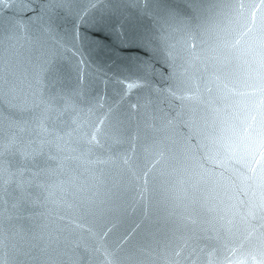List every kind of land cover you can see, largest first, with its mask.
<instances>
[{
  "label": "water",
  "instance_id": "95a60500",
  "mask_svg": "<svg viewBox=\"0 0 264 264\" xmlns=\"http://www.w3.org/2000/svg\"><path fill=\"white\" fill-rule=\"evenodd\" d=\"M5 2L9 6H0V21L10 20L15 26L0 28V152L13 135L18 140L0 162L11 161L15 171L24 163L19 150L38 139L31 129L40 110L22 109L34 98L41 60L54 56L64 91L81 89L83 95L75 98V110L67 109L56 121L67 143L62 142L63 151L50 146L57 160L41 159V167L51 170L29 187L28 201L13 207L19 193L0 194V260L102 264L106 249L115 253L118 264H205L209 253L217 264H229L258 248L264 231L259 221L229 230L219 216L233 203L231 185L210 182L196 164L209 147L222 154H243L245 144L231 134L228 117L222 114L225 123L218 124V139L210 145L198 134L206 115L202 106L195 114L185 109L177 118L181 108L167 92L184 76L198 79L203 90V80L213 73L210 49L217 33L235 38L241 30L235 16L220 7L231 0H92L96 7L83 19L80 13L90 0H72L71 11L49 10L48 5L58 0ZM243 2L258 5L260 0ZM22 3L32 10H24ZM245 11L250 24L251 13L256 15L252 33L256 35L264 11ZM49 24L50 32L44 30ZM189 33L196 36L194 50L181 43ZM125 78L138 79L143 87L125 93L120 83ZM54 107H65L58 96ZM85 119L105 121L103 148L67 136L75 127L73 120ZM20 127L27 130L20 132ZM125 154L131 155L141 175L151 169L148 201L129 197L101 206L103 214L80 210L82 197L102 193L118 177L119 169L97 161ZM70 220L83 227L69 224Z\"/></svg>",
  "mask_w": 264,
  "mask_h": 264
},
{
  "label": "snow or ice",
  "instance_id": "6c2138e0",
  "mask_svg": "<svg viewBox=\"0 0 264 264\" xmlns=\"http://www.w3.org/2000/svg\"><path fill=\"white\" fill-rule=\"evenodd\" d=\"M0 6L6 8L9 5L5 0H0ZM21 7L26 11L32 10L27 3H22ZM72 7V0H58L48 5L49 10L64 8L71 11ZM95 7L96 3L90 0L88 7L81 11L80 18L83 19L89 10ZM144 7L147 8L148 5L145 4ZM220 7L227 8L230 14L235 16L241 30L236 31L235 38L217 33L214 46L210 49L213 54L210 57L213 73L211 78L203 80V90L198 79L184 76L177 82L175 88L170 87L167 92L181 108L176 114L177 118L184 114L185 109L195 114L202 106L206 115L201 117L204 126L198 130V134L202 135L203 140L208 141L210 145L215 144L218 139V124L225 123L221 119L222 114L227 115L229 131L245 144L243 154L235 151L222 154L219 150L209 147L205 156L197 160L196 164L201 170L200 174L207 176L210 182L221 186L225 183L231 185L233 194L230 199L233 203L229 205L225 215L219 216V220L223 221L229 230L238 229L241 225L250 226L253 221H259L260 228L264 229V16L261 17L256 35H253L256 15L254 12L251 13L250 24L249 15L245 11L248 8H259L264 11V0H260L258 5H247L243 0H231L230 3ZM169 15L172 16L174 13L170 12ZM14 26L10 20L0 21V28L10 29ZM44 30L50 32L51 24L45 26ZM181 43L189 50H194L197 47L195 34H187L186 38L181 39ZM204 71L208 72L207 62ZM35 82L34 98L30 106L26 104L22 110L29 112L40 110L39 116L33 117L36 126L31 129L38 139L29 140L28 146L19 150L24 163L15 171L12 170L11 161L0 162V194L7 197L13 192L19 193V198L13 207H22L30 196L29 187L42 173L51 170L41 167V159L46 157V162L58 159L51 154L50 146L55 145L58 151L64 150L62 142L66 144L67 141L56 128V121L67 109L75 110V98L83 95L81 89H73L70 93L64 91L63 80L54 56L44 58L37 64ZM120 83L125 93L143 87L138 79L125 78ZM57 96L64 102L63 110L54 107ZM132 107L136 108L137 105ZM91 111L92 109H89V112ZM54 113L57 114L53 115ZM104 123V120H100L99 124L86 119L73 120L75 127L67 133V136L71 138L75 135L77 142L103 148L101 137ZM24 124L28 125V121H24ZM26 130V127L19 129L20 132ZM219 131L223 129L220 128ZM17 140L18 137L13 135L4 145L0 156H6L11 152ZM46 147L49 148L47 153ZM201 147H204L203 142ZM97 163H110L119 169L118 177L114 178L111 186L102 193L94 192L82 197L79 203L80 210L85 213L103 214L104 209L101 206L114 205L117 201L129 197L135 199L139 196L141 201H148L150 192L148 176L151 169L141 175L133 167L131 155L128 154ZM226 173L231 175L226 176ZM26 174L30 175V179H25ZM36 186L41 187L39 184ZM69 224H76L77 228L83 227L75 220H70ZM224 224L221 226L223 227ZM102 248L103 245L96 251L100 252ZM176 256L179 257L180 252H177ZM249 261L251 264H264V231L261 232L260 243L255 251L248 252L234 262L230 261L229 264H249ZM0 264H6V261L0 260ZM102 264H118L115 253L104 249ZM205 264H217L211 253L208 254Z\"/></svg>",
  "mask_w": 264,
  "mask_h": 264
}]
</instances>
